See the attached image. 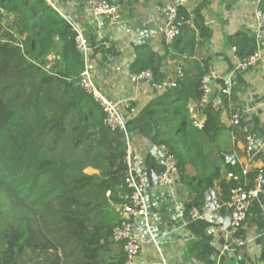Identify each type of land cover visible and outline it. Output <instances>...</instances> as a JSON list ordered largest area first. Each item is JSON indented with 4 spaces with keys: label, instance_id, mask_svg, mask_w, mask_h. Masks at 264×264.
Returning a JSON list of instances; mask_svg holds the SVG:
<instances>
[{
    "label": "trees",
    "instance_id": "1",
    "mask_svg": "<svg viewBox=\"0 0 264 264\" xmlns=\"http://www.w3.org/2000/svg\"><path fill=\"white\" fill-rule=\"evenodd\" d=\"M0 7L12 15L10 21L0 15V264H126L123 244L112 240L119 221L113 203L121 202L127 190L125 135L103 123L99 104L78 86L83 61L75 31L44 0H0ZM257 8L264 14V0ZM182 15L188 18L179 35L164 46L163 56L182 70L168 87L162 85V56L136 47L131 73L149 70L160 91L128 118L126 130L131 136L156 129L158 138L153 139L176 157L178 177L190 185L194 205H200L215 180H220L226 201L235 182L220 177L222 168L229 173L232 167L225 157L230 149L221 145L232 146L233 135V146L238 148L239 141L244 151L245 134L241 127L227 125L222 114L229 115V104L239 101L247 85L237 74L229 92L214 88L200 106L208 63L197 65L192 74L180 61L188 62L211 33L202 29L199 5L191 18L178 5L177 16ZM248 32L240 31L232 42L241 58L264 49ZM91 40L93 54H117L104 48L102 40ZM214 85L222 88L225 81L218 78ZM241 123L248 125L244 117ZM148 160L147 174L154 167ZM186 165L194 175L185 174ZM207 167L213 168L208 174ZM88 168L94 172H86ZM259 170L264 167L249 169L247 187ZM196 225L202 234L206 222Z\"/></svg>",
    "mask_w": 264,
    "mask_h": 264
},
{
    "label": "crops",
    "instance_id": "2",
    "mask_svg": "<svg viewBox=\"0 0 264 264\" xmlns=\"http://www.w3.org/2000/svg\"><path fill=\"white\" fill-rule=\"evenodd\" d=\"M116 2L120 6V18L113 21L110 17H98L93 13L88 0H70L55 4L54 7L62 13H67L73 18L78 19L79 27L87 36L89 34L95 40H102L104 48L112 47L116 55L108 53L93 54L90 52L89 66L93 72L96 83L99 88L112 100L120 104L129 103L136 111L141 110L150 100L154 99L160 91V86L149 80L132 81L130 78V67L136 58V47L145 50H153L162 56L161 70L164 72L165 80L171 82L178 66L174 61L163 56L165 40L162 29L167 19V8L176 5L179 0H109ZM258 0H186L184 5L190 18L192 10L196 6L201 7V15L204 20L202 29H209L210 39L204 41L203 46L198 48L194 55L188 58V62L181 60L180 64L186 65L192 74L196 71V66H202L208 63V68H213L219 75V79L226 81L228 78L235 79L237 74H241L247 85L245 93H239V101L235 104L230 103V112L222 114V120L228 125L233 108H239L243 117L247 121L252 134L255 136L256 147L258 152L248 161V155L243 151V147L233 146L234 136H230L231 145L225 142L221 145L225 150L230 149L232 167L230 172L240 174L241 170L247 166L248 171L252 169H261L264 167V49L262 58L256 68L250 69L244 73L235 68V63L231 57L230 48L233 45L235 36L240 31L253 32L256 25L257 4ZM0 15L4 21H10L12 15L0 7ZM94 19L98 20L97 24H92ZM91 22V23H90ZM146 23L144 28L150 34L147 37H141L137 31L138 27ZM179 64V65H180ZM215 80L211 81V90L214 88L218 91L220 87L214 85ZM218 101V99H217ZM122 109L127 110L122 106ZM156 124V128H159ZM156 129H152L146 135L132 133L130 138L133 148L141 154L143 162L153 159L158 165L162 160L161 144H157L153 138ZM240 147V148H239ZM226 153V152H224ZM227 154V153H226ZM217 165L221 167L220 160ZM152 169L157 172L153 167ZM213 168L206 169V174L210 173ZM229 172V173H230ZM185 174L192 176L195 170L191 165H186ZM221 179L229 180L228 172L223 168L220 170ZM148 186V204L149 212H158L161 209L159 205L164 196H157L156 190L159 189L171 195L173 200L179 199L176 203L175 210L182 207L184 213L178 218V235L175 237L160 236L159 238L147 235V240L143 243L138 263L140 264H161V256L167 260L168 264H264V194H261L249 208L246 221L243 226V232L246 236L247 243L241 247H232L225 251L224 255L218 254V248L224 243L225 230L223 226V217L229 213L224 206L220 180H215L205 191H213V199L220 203L218 208L212 211L216 215V222H211L205 218L199 219L206 222V227L202 234H199V226L196 223L199 220L189 219L190 206L194 203L190 200L194 198V193L190 191V185L180 181L177 176L171 186L151 185L149 175ZM234 181V180H233ZM235 182V181H234ZM199 183V188H202ZM205 199L200 202L199 212L203 214ZM151 219V216H149ZM191 225V227H190ZM133 227L136 231H143L144 226L140 219L133 221ZM170 236V237H169ZM164 237H167L164 239ZM205 238L211 247V252L205 254ZM213 243V244H212ZM160 252V253H159Z\"/></svg>",
    "mask_w": 264,
    "mask_h": 264
},
{
    "label": "built area",
    "instance_id": "3",
    "mask_svg": "<svg viewBox=\"0 0 264 264\" xmlns=\"http://www.w3.org/2000/svg\"><path fill=\"white\" fill-rule=\"evenodd\" d=\"M54 7L52 0H44ZM142 1V0H139ZM93 13L110 17L113 21H118L120 18V6L116 2L109 0H88ZM186 0H179L176 5H171L167 8V19L162 29L163 37L166 44H170L179 35L180 28L187 21L188 16H177V6L184 5ZM55 8V7H54ZM56 9V8H55ZM62 17L69 23L75 31L74 39L76 49L78 50L82 61L83 69L80 73L78 86L87 94L91 95L95 102H97L104 113L103 123L112 130L120 129L125 135V175L124 183L126 192L123 194L122 201L113 203L114 211L118 215V224L112 230V240L116 243H122L126 255V264H140L138 257L143 243L147 240V235L143 231H136L131 224L135 219L144 217V224L147 225L149 221V205L147 188L149 186V174L146 172V164L142 160V156L132 146L130 134L126 130V122L129 117L137 113L134 107L127 102L120 104L118 101L109 98L98 86L95 81L93 72L90 69V52L91 47L87 41V35L82 32L79 24L74 22L71 15L60 12ZM255 40L258 45L264 44V14L260 13L257 16L256 25L253 28ZM231 57L235 63V68L239 72L248 71L256 68L262 58V50L258 48L254 53L245 57H239L237 48L232 45L230 48ZM181 66L176 68L173 81L176 76L181 75ZM132 81L149 80L153 81L152 73L149 70L140 73H131ZM219 78L217 72L209 67L207 73L201 78L202 95L200 106H204L212 92L211 81ZM173 81H164L163 86L168 87ZM233 79L228 78L225 81V86L219 91L227 93L234 86ZM122 106L127 110L125 112ZM243 117L242 111L239 108H233L230 117V124L232 126L241 127L245 134L244 151L249 156L248 161L258 152L256 147V140L254 134L250 131L248 125H242L241 119ZM201 123L198 124L200 126ZM162 161L159 164V170L156 173L161 174L157 177V185L171 186L174 179L178 176V162L176 157L169 148L161 146ZM248 168L245 166L240 174L234 172L228 173V178L235 181L234 186L229 191V197L224 201L225 208L230 213V223L225 230V240L218 248V254L224 255L225 251L232 247H241L247 243L246 236L243 232V226L247 218V214L252 203L258 199L261 194H264V170H259L256 174L253 184L247 187L246 176ZM109 194V192H107ZM194 201V198L190 200ZM199 206L193 205L190 209V218L192 220H199L204 217V214L199 212ZM153 237V236H152ZM213 244V243H212ZM160 253V252H159ZM161 256V264H168L167 260Z\"/></svg>",
    "mask_w": 264,
    "mask_h": 264
},
{
    "label": "water",
    "instance_id": "4",
    "mask_svg": "<svg viewBox=\"0 0 264 264\" xmlns=\"http://www.w3.org/2000/svg\"><path fill=\"white\" fill-rule=\"evenodd\" d=\"M70 2V0H52L53 4H59V2ZM259 1V0H258ZM257 13L260 14V11L257 10ZM67 14H69V11H67ZM98 17H105L104 15H99ZM74 22L78 23V19L76 16H73ZM91 23V22H90ZM98 20L94 19L92 24H97ZM147 24L144 23L138 27L137 33L141 37H147L150 32H148L146 29ZM92 35L89 34L87 36V41L89 45L92 44ZM226 159H229V155L225 154ZM162 161V160H161ZM161 164V162H160ZM161 174V172L158 174L155 172L154 169L149 170V175L151 178V185L155 186L157 184V177ZM148 192V188H147ZM157 196H164L165 198L161 200V204L159 205V208L161 209L158 212H149L151 219H149L147 225L144 224V232L150 233L154 238H159L160 236H168L171 237L177 236L178 233V227H175V225L178 224V218L183 215L184 211L182 207L178 209V211L175 210V206L177 205V201L179 199L173 200L171 195L167 192H163L159 189L156 190ZM205 204L203 207V214L205 218L211 222H216V215L212 213L215 208H218L220 206V203L213 199V191L209 190L208 192H205L204 194ZM149 205V204H148ZM142 223H144V217L139 218ZM190 219V216L185 217V221L188 222ZM223 226L224 229H227L229 223H230V213L226 214V216L223 217ZM133 225V221L131 222ZM169 236V237H170ZM167 237H164V239Z\"/></svg>",
    "mask_w": 264,
    "mask_h": 264
},
{
    "label": "rangeland",
    "instance_id": "5",
    "mask_svg": "<svg viewBox=\"0 0 264 264\" xmlns=\"http://www.w3.org/2000/svg\"><path fill=\"white\" fill-rule=\"evenodd\" d=\"M119 12H120V9H119ZM246 32H248V31H246ZM249 33V32H248ZM165 46V45H164ZM148 164L150 165V166H154V168L156 169V170H159V165L156 163V162H154V160L153 159H149L148 160ZM86 172H88V173H92V172H94L92 169H90V168H88V169H86ZM189 189H191V187H189ZM191 192H192V189H191Z\"/></svg>",
    "mask_w": 264,
    "mask_h": 264
}]
</instances>
